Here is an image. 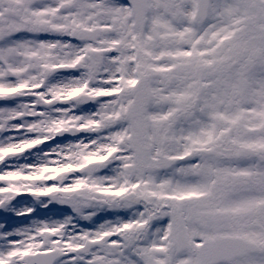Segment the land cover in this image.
Masks as SVG:
<instances>
[{"label": "snow or ice", "instance_id": "obj_1", "mask_svg": "<svg viewBox=\"0 0 264 264\" xmlns=\"http://www.w3.org/2000/svg\"><path fill=\"white\" fill-rule=\"evenodd\" d=\"M0 264H264V0H0Z\"/></svg>", "mask_w": 264, "mask_h": 264}]
</instances>
